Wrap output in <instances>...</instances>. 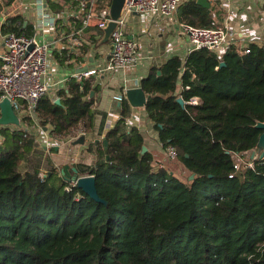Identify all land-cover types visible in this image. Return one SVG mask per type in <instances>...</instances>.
Here are the masks:
<instances>
[{
	"label": "trees",
	"instance_id": "1",
	"mask_svg": "<svg viewBox=\"0 0 264 264\" xmlns=\"http://www.w3.org/2000/svg\"><path fill=\"white\" fill-rule=\"evenodd\" d=\"M178 13L185 24L216 26L213 8L197 0H184ZM19 18L4 28L22 34ZM246 48L192 50L141 81L158 139L194 174L186 181L153 168L144 135L125 123L126 99L107 145L96 144L95 163L76 165L95 175L104 202L60 176L42 148L23 169L39 144L22 126H2L0 264H264V156L240 168L233 157L255 149L264 132L256 126L264 122V46ZM99 91L93 75L70 78L60 103L43 97L37 116L55 139L92 132Z\"/></svg>",
	"mask_w": 264,
	"mask_h": 264
},
{
	"label": "crops",
	"instance_id": "2",
	"mask_svg": "<svg viewBox=\"0 0 264 264\" xmlns=\"http://www.w3.org/2000/svg\"><path fill=\"white\" fill-rule=\"evenodd\" d=\"M208 1L210 7L213 8L215 25L226 27L228 32L224 50L235 45L242 51L251 43L264 46V0ZM111 2L112 0H45L46 10L57 18V22L54 29H42L38 21L40 10L35 5V0H0V66L2 64L1 55L7 49L3 34L9 31L4 26L12 17L20 16L17 24L25 29L23 33L31 35L38 32L40 41L50 44L51 54L59 71L57 79L64 81V84H60L57 90H52L47 95L54 102L60 99L58 91L66 89L71 73L78 72V69L84 66L88 67L87 69L101 71L93 75L100 84V91L95 95V109L98 113L93 131L85 134V143L74 144V141L80 137L75 136L56 144L52 150L46 148L42 139L36 140L39 145L35 149L41 150L42 148L44 158L49 157L59 175L66 180H68L66 176L69 173L74 174L73 168L76 165L95 163L96 144L100 143L98 139H101L102 135L107 132L105 130L106 119L110 115L115 123L119 120L124 99L128 102L130 111L141 113L146 125L141 132L148 151L154 159L164 160L170 172L185 180V176L188 174L190 177V173L179 160L173 163L166 160L164 148L158 139L154 124L149 120L146 107H133L126 94L122 101L116 96L124 94L125 89L141 86L142 79L148 75L150 69L163 65L168 59L179 56L185 61L186 56L192 51L189 34L185 31L178 11L171 18L159 17L145 20L136 13L124 14L120 28L129 38L139 43L141 58L132 69L109 70L112 53L111 41L98 45L103 31L96 28L93 21L85 25L83 20L90 12H99L103 8L111 7ZM76 40H81L83 44L77 45ZM85 46L89 49L83 53ZM180 93L178 91L176 94ZM47 125L50 126V124ZM33 134H35L34 131ZM33 155L34 151L28 155L29 162ZM66 166H68L69 173L64 174L63 169ZM42 171L47 172V165H43Z\"/></svg>",
	"mask_w": 264,
	"mask_h": 264
},
{
	"label": "built area",
	"instance_id": "3",
	"mask_svg": "<svg viewBox=\"0 0 264 264\" xmlns=\"http://www.w3.org/2000/svg\"><path fill=\"white\" fill-rule=\"evenodd\" d=\"M183 1L184 0H124L121 16L116 20L120 25L112 33L110 40L112 53L108 69L114 71L119 69L129 70L134 68L141 58L139 43L129 38L120 28L123 23L124 14L136 13L141 15L144 20L159 17L171 18L177 13L178 8ZM35 5L40 10L38 21L42 29H54L56 27L57 18L48 13L45 7V0H35ZM111 20V7L108 6L101 9L99 12H90L86 17H84L83 22L85 25H88L93 21L96 28L103 31V28H105ZM183 26L185 31L189 34L192 50L208 48L210 50L218 51L220 56L225 51L224 46L228 39L226 27L222 25H216L213 27H196L185 23ZM3 37L7 49L1 55L0 103L5 98L9 99L13 105L15 113L19 117L20 123L23 120H29L39 125L43 132V143L46 144V148L52 149L58 143L57 139L50 135L49 129L51 125H47L46 128V126L41 124L37 116V108L40 100L47 96L52 90H57L60 84H64V81L57 79L59 71L51 54L50 44L40 41L38 32L27 35L25 33L17 34L14 31H7L3 34ZM75 42L77 45L83 44L81 40H76ZM244 51L249 52L250 49L246 48ZM99 72L101 71L96 69H86L82 72L71 73L68 79L74 77L81 80L84 77H90ZM126 92L127 89H125L124 94L117 95L116 98L122 101L125 98ZM179 98H183L181 93L176 96V100ZM188 102L191 104H197L199 99L197 97H193ZM121 117H123L122 114L119 119ZM124 119L129 128L137 127L140 131L145 129L146 125L139 111H130L129 115L125 116ZM115 124L114 118L108 115L105 130H110L115 126ZM2 126L3 125H0V128ZM85 134V132H80L77 136L79 137ZM104 137L105 134H103L101 139H98V141L102 142ZM2 140L3 136L0 134V142ZM161 145L164 148L166 160L171 161L172 163L178 160L177 149L173 145L168 144L164 146L162 142ZM253 151L254 149L243 153H235L233 155L234 160L236 156L241 157V154L250 152L251 155L248 161H242L244 164L242 166L252 167L256 159L263 157L257 153L253 155ZM235 163L236 168L241 167V163L238 164L236 161ZM152 165L155 170L165 169L171 175H174L173 172L169 171L164 160H155L153 158ZM42 173L43 176L46 175V171H42ZM185 178L189 179L190 177L188 175ZM67 181H69L73 186L77 185L76 180L68 179ZM70 189V186L67 187V190Z\"/></svg>",
	"mask_w": 264,
	"mask_h": 264
},
{
	"label": "water",
	"instance_id": "4",
	"mask_svg": "<svg viewBox=\"0 0 264 264\" xmlns=\"http://www.w3.org/2000/svg\"><path fill=\"white\" fill-rule=\"evenodd\" d=\"M197 2L200 5H203L205 7H210V2L208 0H197ZM124 5V0H112L111 2V16L112 20L108 22L105 28H103V34L101 39L98 41V45H102L105 43H109L111 40L112 33L116 30V28L120 25L118 21H116L122 13ZM225 62L222 61L221 65H224ZM88 67L84 66L78 69V72H82L86 70ZM94 92H92L93 94ZM126 97L128 101L131 103L133 107H146V102H147V95L143 88L141 86L139 87H132L128 88L126 92ZM177 101L181 105H185V101L183 98L177 99ZM56 103H60V99H57L55 101ZM0 109H1V115H0V125L3 126H8L9 124H17L20 125V120L18 115L15 113L13 109V105L11 101L7 98L3 99L0 103ZM259 128L264 129V122L259 121L256 125ZM86 141V136L81 135L79 138H77L74 141V144H84ZM104 145H107V140H104ZM148 147L145 145L143 147V152L147 151ZM264 156V132L260 135L258 144L253 151V155L255 154ZM66 172L69 173L68 166H66L63 169V173L65 174ZM74 174L67 175L66 177L68 179H73L77 181V185L79 188L83 189L91 198L97 200V201H102L104 200L99 196L97 187H96V177L95 175H84L80 176L77 168H73ZM194 177V174H191L190 178L192 179Z\"/></svg>",
	"mask_w": 264,
	"mask_h": 264
},
{
	"label": "rangeland",
	"instance_id": "5",
	"mask_svg": "<svg viewBox=\"0 0 264 264\" xmlns=\"http://www.w3.org/2000/svg\"><path fill=\"white\" fill-rule=\"evenodd\" d=\"M22 122L20 123V125H17V124H9L8 126H10L11 128L12 127H15V126H18V127L19 126H22L24 129H26V130L28 129L29 132L36 138V140L42 139L43 132H42V129L39 127V125H37V124H35V122H31L29 120H27V121L26 120H23ZM24 125H25V127H24ZM33 131L35 132V134H33ZM71 138H73L72 135H70V136H68L67 138H64V139H59L58 138L57 139V143H62L63 141L70 140ZM40 151H41L40 149H35L34 150V157H36V155H39ZM241 155H242L241 157L240 156H236L235 157V161L238 162V164L241 163L240 166L242 167V165H244L242 161H248V159H249V157H250L251 154L249 152V153H245V154H241ZM31 159H33V158H30V160ZM28 160H29V157H27L26 159L23 160V163L21 165V167L23 169L26 168L29 165V161ZM186 176H188V174ZM186 180H188V179L186 178Z\"/></svg>",
	"mask_w": 264,
	"mask_h": 264
}]
</instances>
